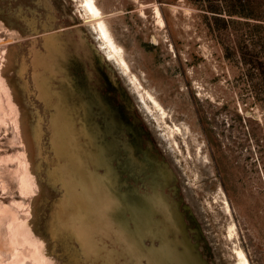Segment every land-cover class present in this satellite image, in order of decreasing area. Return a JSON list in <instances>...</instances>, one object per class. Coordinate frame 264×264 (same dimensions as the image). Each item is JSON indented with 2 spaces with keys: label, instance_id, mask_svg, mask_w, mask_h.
I'll list each match as a JSON object with an SVG mask.
<instances>
[{
  "label": "rangeland",
  "instance_id": "374dc122",
  "mask_svg": "<svg viewBox=\"0 0 264 264\" xmlns=\"http://www.w3.org/2000/svg\"><path fill=\"white\" fill-rule=\"evenodd\" d=\"M81 1L0 0V264H264V0Z\"/></svg>",
  "mask_w": 264,
  "mask_h": 264
},
{
  "label": "bare ground",
  "instance_id": "6f19581e",
  "mask_svg": "<svg viewBox=\"0 0 264 264\" xmlns=\"http://www.w3.org/2000/svg\"><path fill=\"white\" fill-rule=\"evenodd\" d=\"M81 4L85 11V14L87 15V17L90 18L94 28L97 30V34L102 40V43L109 50L110 54L115 58L116 62H118L119 65L127 69L128 64L126 63L120 52L122 50H120L119 45L116 43L113 34L111 33L104 17L101 16L100 8L97 5L96 1L82 0ZM149 96L152 98L154 105L156 107H160V104L150 94ZM236 254L240 264H249L247 257L241 249H237Z\"/></svg>",
  "mask_w": 264,
  "mask_h": 264
}]
</instances>
